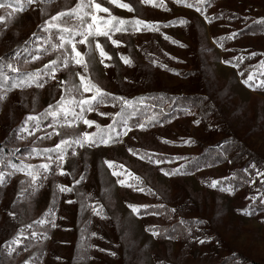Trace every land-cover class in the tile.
I'll list each match as a JSON object with an SVG mask.
<instances>
[{"label": "snow or ice", "instance_id": "1", "mask_svg": "<svg viewBox=\"0 0 264 264\" xmlns=\"http://www.w3.org/2000/svg\"><path fill=\"white\" fill-rule=\"evenodd\" d=\"M54 3L56 0H0V39H11L5 33L17 14L31 9L38 15V31H33L26 39L17 43L15 48H9L0 55V105L8 106L10 94L14 90L23 92L26 89H40L52 97L51 100H45L46 106L39 112L36 111V99L33 98V107L27 112H22L21 119L10 125L5 133L6 140L10 138L12 141H20L29 147V151L26 157L20 158L19 163L11 159L0 160V188H7L18 174L22 177L19 180L20 191L11 202L10 209H6L9 222L15 223L12 233L0 239V264H43L42 257L33 253L30 245L35 247L33 242H39V229H44V239H50L47 235L48 229L61 227L57 221L65 217L57 216V206L60 202L66 205L78 203L81 212L90 211L92 216L103 221L112 219L105 212L104 204L99 200L89 203L88 201L92 200L91 194L80 191L79 186L84 185L89 176L86 174L87 166L80 169L79 164L88 154L93 157L97 153L100 154L101 170L110 173V176L115 178V184L121 189H130L134 193L154 197L156 201L163 200L160 189L147 184L144 178L136 175L125 164L107 158L106 153L118 147L123 148L128 155L154 167L161 178H167L169 181L173 178L195 177L204 169H212L217 165L234 164L231 155L236 141L231 137L209 145L201 153L203 160L201 156H169L159 150L149 151L127 146L126 138L138 140V137L130 135L131 133H147L151 128L171 124L179 118L177 113L192 117L191 125L197 129L204 125L210 134H218L223 130L211 120L205 124V116L196 118L197 110L192 105L174 107L178 103V97H169L166 94L129 95L110 91L101 83L103 79L108 78L107 73L111 68L123 66L135 70L139 67L134 50L144 52L142 59L146 61L145 68L162 70L176 77L186 76L160 60L152 51L145 49L144 45H134L132 40L148 33L159 34L170 44L181 49L187 48L188 45L168 35L164 30L174 27L190 28V20L184 17L168 22L149 20L141 17L139 6H151L152 9H160L163 12H172L175 6L194 9L202 17V23L212 25L215 21L225 19L222 13L212 14V0H72L71 5L60 4L52 12L48 11L45 6ZM116 10H122L129 15H118ZM233 18L229 16L227 19ZM252 24L264 33V16L253 20ZM241 35L242 31L233 30L227 35L217 36L212 40V44L222 52L231 53L233 49L227 47L226 42L236 41ZM163 55L170 61L184 63L168 52ZM253 60L258 63H253ZM218 62L235 69L234 74L245 89L252 92L258 89L264 91V51L218 57ZM25 66H32L33 70H28ZM134 83L128 76L121 79V85L130 87ZM150 88L149 84L148 89ZM210 100L216 102L209 104ZM18 102L21 109H28V104ZM201 103L206 106L207 115L209 110H215L219 100L216 96L204 95ZM98 118H103L107 123H101ZM156 139L161 145L178 148H191L197 144L191 135L181 136L178 140L164 137ZM46 141L50 142L51 146L39 147V144ZM0 151H3V148H0ZM16 151H20L19 147H16ZM35 159L40 162L32 163ZM68 177H71L68 183L59 180ZM257 182L261 187L257 188L255 194L246 197L249 201L247 206L236 209L237 213L246 217L255 214L257 205L264 207V167L258 162L250 160L246 167L232 171L229 176L200 180L206 188L230 196L235 195L238 184L252 187ZM47 189H50V193ZM109 191L105 189V194ZM38 194H50L51 201L39 218L25 223L21 217L26 209H20L19 205L30 202ZM73 195L79 199H73ZM126 208L130 216L136 219L163 216L169 221L179 211L177 207L169 208L163 202H126ZM178 223L180 230L177 231L173 227L171 233L167 228L162 229L156 224L145 226L144 231L154 239L163 237L173 241L183 237L189 243L200 246L213 242V237L207 231L206 220L189 222L181 218ZM202 225L205 227L202 228ZM87 235L97 237L98 233L91 231ZM82 237H85L84 230ZM90 247L96 246L87 243L81 245V264L85 261L92 264L95 260V257L88 253ZM97 250L112 257L117 256L115 250ZM55 259L62 261L60 256ZM156 264L163 262L157 260ZM234 264L241 262L236 260Z\"/></svg>", "mask_w": 264, "mask_h": 264}, {"label": "rangeland", "instance_id": "2", "mask_svg": "<svg viewBox=\"0 0 264 264\" xmlns=\"http://www.w3.org/2000/svg\"><path fill=\"white\" fill-rule=\"evenodd\" d=\"M71 3L72 0H58L53 9L60 4L71 5ZM215 6L231 10L233 13L241 15L247 22L264 16V0H219L214 4V8H216ZM141 8L142 6H139V12ZM146 12H144V18L147 14L146 19L149 20L168 22L178 17L190 20V28L174 27L164 31L190 48L193 47V43H197L199 40L204 50L205 74L208 77L205 90L209 96L218 98L219 111L228 122L232 132L241 139L250 151L259 154L264 159V91L258 89L252 92L245 89L239 84L238 76L234 74L236 70L218 62V57L226 58L233 54L246 55L250 51L257 53L264 51V33L258 35L242 34L236 41H227L226 46L231 47L233 52L225 53L212 44V40L214 37L227 35L230 31H238L240 26L237 24L224 25L220 21H215L212 25L202 23V17L195 10L181 6H175L172 12H163L160 9H150ZM0 14H2V10H0ZM116 14L129 15L122 10H116ZM37 22L38 15L31 9L17 14L12 19L11 24L8 25L5 33L11 39H0V55L5 49L11 47L12 41L23 36L28 29L34 31ZM190 36L193 37V40H190ZM141 38L149 43L147 45L150 49L157 44L156 48L159 49L161 55L168 52L169 55L177 56L184 63L187 62L188 48L181 49L172 45L163 40L159 34H144ZM132 43L137 45L134 40ZM134 56L141 58L139 51L134 50ZM163 59L166 63L176 67L184 64L170 61L164 55ZM253 63H258V61L253 60ZM25 67L28 70H33L32 66ZM128 71L129 69L123 66L111 68L107 73L108 78L103 79L101 83L107 89H111L115 86L116 81L121 80L123 74L128 73ZM156 78L161 87H174L185 81L162 70L157 73ZM33 98L36 99L35 108L37 112L42 111L43 107L46 106L45 100L52 99L50 95L40 89H26L23 92L14 90L10 94L8 106L0 105V141L5 139V133L9 126L21 119L22 112H27L33 107L31 104ZM18 101L28 104V109H21ZM191 119L193 118L182 117L179 120H173L171 129L167 131L168 135L199 136L203 130L191 125ZM17 143V145H24L20 141ZM39 145L45 147L51 146V143L46 141ZM183 149L190 150L188 147ZM99 156V153L95 157L88 154L80 162V169L87 166L86 174L89 179L79 188L80 191L91 194L92 200H89V203L99 200L100 203L104 204L105 212L112 219L103 221L99 217L92 216L90 211L81 212L78 203L76 205L58 203L57 216L65 217V219H58L57 221L61 227L54 230L48 229L47 235L51 237L50 239H44V229H39L41 232L39 242H33L36 244L35 247L30 245L31 251L42 257L43 264H81V245L85 243L96 246L88 249L89 255L95 257L92 264H156L157 260L162 261L163 264H234L236 260H239L241 264H246L249 261L264 264V223L261 222L264 221V211L256 209L255 214L251 217L236 212L237 208L247 206L249 201L246 197L256 193L254 187L249 186L246 190L237 189L235 195L230 196L208 189L200 183V180L205 179L201 176L202 174H207L205 176L207 178L221 177L223 169L221 165L204 170L201 172L202 174L199 173L195 177H184L179 182L174 183L167 178H161L158 171L145 163H140L135 157L128 155L123 148L118 147L116 150L106 153L107 158L125 164L136 175L144 178L147 184L160 189L167 199H176L180 187L186 201L179 204V208L185 215L193 217L194 220H206L207 231L213 237L211 244L200 246L189 243L187 239L169 241L164 238L154 239L150 237L144 228L148 224H155L157 219L152 216L136 219L130 216L129 210L126 208V202L132 203L137 197L143 199L144 196L134 193L130 189L123 190L119 185H116L115 178L111 177L110 173L101 170ZM38 161V159L32 160V162ZM21 178L18 174L7 188H0V239L9 236L13 231L15 222H9L6 209H10L11 202L20 191L19 180ZM59 180L68 183L71 177L59 178ZM105 189L110 191L105 194ZM41 191L44 192L45 190ZM47 191L50 193V189ZM72 198L79 199L75 195ZM50 201V194L48 196L38 194L30 202L20 204V209H26L21 219L25 223H30L32 219L39 218ZM201 227L204 228L205 226L202 225ZM65 229L69 230L65 231ZM82 230H84L87 239L82 237ZM91 231H96L97 237L88 236L87 234ZM98 248L115 250L117 256L112 257L106 253H101L97 250ZM56 256H60L62 261H57ZM229 258L232 260L227 262L226 260ZM84 264H88V262L85 261Z\"/></svg>", "mask_w": 264, "mask_h": 264}, {"label": "trees", "instance_id": "3", "mask_svg": "<svg viewBox=\"0 0 264 264\" xmlns=\"http://www.w3.org/2000/svg\"><path fill=\"white\" fill-rule=\"evenodd\" d=\"M219 1V0H212V14H223L225 17L224 20L220 21L222 24H237L240 26L238 31H242V34H253V35H258L261 32L257 29V26L252 24V22H247L242 18L241 15H237L233 13L231 10H225L221 8L220 6L214 8V4ZM58 0H56V3ZM55 4V3H54ZM54 4L46 5V9L50 12H52V9L54 7ZM182 7V6H181ZM154 10L151 8V6H142L141 11L139 12L141 17L144 18V12L147 13V10ZM194 10V9H193ZM229 16H233L234 18L231 20H228L227 18ZM147 17V14H146ZM145 17V18H146ZM34 31H38L37 28H34ZM30 32V33H29ZM32 29H28L26 33L23 36H20L15 41L11 42V47L10 48H15L17 43L22 42L24 39H26L31 33ZM149 34V33H148ZM142 36V35H141ZM139 36V38H141ZM137 38H133L135 43L138 45H144V48L147 49L148 51H152L156 57H158L160 60L164 61L163 55L159 52V49H157V44L154 45L152 49L148 47L147 44H149L146 40H142ZM215 39V37H214ZM190 40H193V37L190 36ZM193 43V42H192ZM193 47L188 48V59L187 62L184 63L183 65L176 67L174 65H170V67L175 68L177 71L183 72L186 74L184 77H180L184 79L183 83H179L175 85L174 87H161V84L157 82V73L160 70L156 69H147L144 67L146 64V61L142 59L144 52L139 51V54L141 55V58L135 57L137 64L140 65L137 67L135 70L129 69L128 73L123 74L124 76H128L132 78L135 83L132 86H126V85H121V80L116 81L115 86L111 89H108L113 92H120V93H126L129 95H158V94H166L169 97H178V103L174 107H183L187 105H192L196 108L197 110V117L200 118L201 116H205V121L204 123L207 124L210 120L216 124H219L222 128V132L218 134H210L208 131L205 130L204 125L201 126L202 128V133L199 136H192L193 139L197 141V144L192 146L190 150L186 151L183 148H178V147H173V146H166V145H161L159 141L156 139V137H164L167 139H172V140H178L180 136H177L175 134L173 135H168L167 131L171 129V124H164L163 127H155L151 128L146 135H139L143 134L140 132H134L131 133L130 135H135L138 137V140H127V146L130 147H135L139 148L141 150H159L163 152L166 155L172 156V155H188V156H201V153L204 152V150L209 146V145H214L217 142L221 141L225 137H231L233 138L236 143L233 146L232 149V155L231 158L234 161V164L229 166L227 164L221 165L222 166V175L219 178H222L224 176H229L231 175L232 171L234 170H239L242 169L243 167H246L248 162L255 161L260 164L261 167H264V159L262 156L259 154L257 155L253 151H250L246 145L241 141V139L234 133L232 132L228 122L226 119L223 117V115L219 111V106L215 108V110H209L208 114L205 115V105L201 103L202 97L204 95H209L205 88L207 87L208 84V77L206 73V64L205 60L203 58V47L201 46L199 40L197 43L192 44ZM9 49V48H8ZM8 49H5L2 53L4 54L5 52L8 51ZM243 66V65H242ZM244 67V66H243ZM193 73H195V76H193ZM9 75H12L9 73ZM122 77V78H123ZM198 77V79H197ZM151 85V88L148 89V85ZM214 103L213 100L209 101V104ZM43 111V110H42ZM179 116L178 119L184 117L182 113H177ZM101 123H107V121H101L103 118H98ZM168 127V128H167ZM18 141H12L10 138L9 139H4L2 140V143H0V148H3V151H0V160H6V159H11L15 163L20 162L21 157H26L27 153L29 151V147L26 145H17ZM7 145V146H5ZM15 145V147H14ZM16 147H19L20 151H16ZM39 147H44L39 145ZM201 160H203V156H201ZM32 162V161H31ZM38 162H32V163H39ZM140 163L142 161H139ZM119 163V162H118ZM126 163H128L126 161ZM144 163V162H142ZM219 166V165H217ZM154 170H156L154 167H152ZM208 170V169H204ZM204 170L202 172H204ZM157 171V170H156ZM202 174V173H200ZM203 178H207V174H202ZM182 180V178H173L174 183L179 182ZM249 186L247 184H238L237 189L240 190H246ZM255 190L257 188H260L259 182L255 186H253ZM124 190V189H123ZM162 193V192H161ZM163 194V200L162 201H156L154 197L151 196H144L143 199L141 197H137L135 201L132 203H157V202H163L165 203L169 208L171 207H177L179 209L178 213L173 217L171 221L166 219L163 216L160 217H154L157 219V222L155 223L158 225L160 228L164 229L167 228L169 232L171 233L172 228L175 227L177 231L180 230V225L178 223L179 219L183 218L186 221H193V217H189L188 215H185L184 212H182V209L179 208L182 202L186 201L184 200L185 197L181 191V188L179 187V192L176 194V199H167L165 194ZM256 209L263 210L264 207H260L257 205ZM196 220V219H195ZM149 225V224H148ZM147 225V226H148ZM152 225V224H151ZM175 234V233H173ZM163 239V237H161ZM180 240H184L185 238L181 237L179 238ZM232 259H227V262H230ZM245 261V259H244ZM219 264V263H215ZM223 264V263H221ZM246 264H259L255 263L253 261L246 262Z\"/></svg>", "mask_w": 264, "mask_h": 264}]
</instances>
